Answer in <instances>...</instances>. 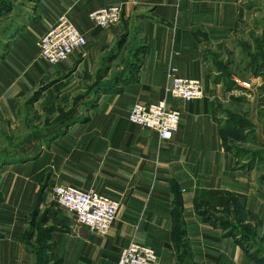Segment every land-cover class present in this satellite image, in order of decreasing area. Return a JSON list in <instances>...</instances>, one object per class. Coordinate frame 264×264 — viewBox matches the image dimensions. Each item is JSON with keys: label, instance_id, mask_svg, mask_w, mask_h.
<instances>
[{"label": "crops", "instance_id": "0c3cea01", "mask_svg": "<svg viewBox=\"0 0 264 264\" xmlns=\"http://www.w3.org/2000/svg\"><path fill=\"white\" fill-rule=\"evenodd\" d=\"M244 1L0 0V13L3 4L9 3L23 4L29 11L17 18L6 48L1 38L0 67L23 50L33 49L36 54V42L62 15L87 39L84 48L60 65L63 70L76 67L73 73H77L93 60L104 59L107 52L113 54L107 76L122 66L121 59L124 65H135V70L114 80L117 90H94L84 96L76 92L85 99L46 119L49 123L36 139L44 151L34 160L42 159L43 174L36 171L13 178L10 193L0 202V264H25L20 260L31 257L21 240L19 220L21 211L32 208L44 181L48 188L93 189L119 202L104 237L87 229L79 235L59 233L48 238V243L55 244V252L49 253L60 264H117L121 250L133 241L152 248L158 264H258L252 247H245L238 235H227L197 209L203 202L222 210L231 195L242 210L261 218L264 230V199L254 170L236 168L210 101L217 91L212 87L208 51L232 48L231 34L245 17ZM107 6L123 9L120 24L111 29L96 26L90 19L93 11ZM122 35L126 36L123 44L127 36L137 40L134 48L116 50ZM170 66L182 77L200 80L205 96L193 101L171 97L165 91ZM160 100L180 112L178 128L168 140L128 120L134 103ZM177 199L185 232L182 248L172 238ZM8 202L11 215L5 216ZM6 219L12 224L5 235Z\"/></svg>", "mask_w": 264, "mask_h": 264}, {"label": "rangeland", "instance_id": "374dc122", "mask_svg": "<svg viewBox=\"0 0 264 264\" xmlns=\"http://www.w3.org/2000/svg\"><path fill=\"white\" fill-rule=\"evenodd\" d=\"M244 8L246 13L241 25L231 34L229 43L232 48L222 52L208 51L212 61V87L218 94L210 96V101L222 123L223 144L235 157L236 168L247 172L254 170L264 199V0H245ZM2 10L0 48L1 38L7 40L17 18L25 15V11L29 12L20 3L3 4ZM122 36L120 43L126 38ZM127 39L126 45L119 44L116 50L124 46L130 50L134 48L137 40L133 42L130 36ZM6 46L5 41L3 47ZM32 51L23 50L0 67V202L10 193L8 186H11L13 178L26 177L29 172L36 171L43 174L42 159L38 163L34 160L44 151L36 139L44 133V125L49 123L47 118L53 119L63 109L78 105L81 99H85L77 97L76 92L84 96L86 92H101L104 88L117 90L113 85L118 75L125 76L126 72L135 70V65H124L125 60L121 59L119 64L122 66L117 65L107 76L113 55L107 52L104 59H95L91 65H84L73 73L76 67L63 70L60 67L63 62L48 65L39 57L38 50L36 54ZM97 63H100L99 68ZM227 124H231L228 129ZM52 189L45 181L42 182L32 208L21 211V240L27 254L31 255L20 260L21 263L60 264V260L49 253L54 251L55 244L48 243V238L59 233L79 235L82 230H87L79 227L74 216L54 202ZM230 196L222 210L203 202L198 209L201 212L205 210L216 226L231 232L236 229L244 243L261 258L258 264H264L263 222L242 210ZM7 205L9 202L4 206V214L10 216V206ZM11 224L9 219L5 220V235L10 232Z\"/></svg>", "mask_w": 264, "mask_h": 264}, {"label": "built area", "instance_id": "2783aa9c", "mask_svg": "<svg viewBox=\"0 0 264 264\" xmlns=\"http://www.w3.org/2000/svg\"><path fill=\"white\" fill-rule=\"evenodd\" d=\"M122 11L121 6H107L93 11L90 19L96 26L111 29L120 23ZM86 44V37L66 15H62L36 42L39 57L51 66L66 61ZM166 79L165 91L173 98L193 101L204 97L201 81L180 76L175 66L167 68ZM128 120L156 132L161 140H168L178 128L180 112L167 107L164 100L151 104L137 102L130 107ZM52 197L56 204L74 216L79 227L100 237L108 233L119 208L117 200L93 189L83 191L73 186L56 185ZM117 264H158V257L152 248L133 241L121 250Z\"/></svg>", "mask_w": 264, "mask_h": 264}, {"label": "trees", "instance_id": "16d2710c", "mask_svg": "<svg viewBox=\"0 0 264 264\" xmlns=\"http://www.w3.org/2000/svg\"><path fill=\"white\" fill-rule=\"evenodd\" d=\"M106 89V90H105ZM107 89H110V88H104V90H100V91H107ZM231 126V124H227V126H226V129H228L229 127ZM223 141H224V138H223ZM231 197V201H234L235 200V198L234 197H232V196H230ZM234 198V199H233ZM236 202V201H235ZM180 208H181V201H180V199H177L176 200V203H175V209H174V214H175V220H174V226H173V233H172V238H173V240H174V242H175V244H176V247L177 248H179V247H181V243H182V241H183V238H184V234H185V232H184V228H183V223H182V221H180ZM241 208V207H240ZM197 209H198V207H197ZM200 213L202 214V215H207L208 216V214L205 212V210L203 211V212H201L200 211ZM251 214V213H250ZM252 215V214H251ZM206 216V217H207ZM253 216V215H252ZM209 218V217H208ZM245 223V222H244ZM221 227V226H220ZM222 228V227H221ZM224 229V228H223ZM236 230V229H235ZM235 230H233L232 232L231 231H228V229H225V232H226V234L227 235H238L236 232H235ZM229 233V234H228ZM234 233H236V234H234ZM240 235V234H239ZM238 235V236H239ZM237 236V237H238ZM240 237V242L242 243H244V238H241L242 236H239ZM245 244V247H247V248H249L250 246H247V244L246 243H244ZM254 254V256H257V258H258V254H257V252H254L253 253ZM261 258H258V260H257V262L259 263V260H260Z\"/></svg>", "mask_w": 264, "mask_h": 264}]
</instances>
